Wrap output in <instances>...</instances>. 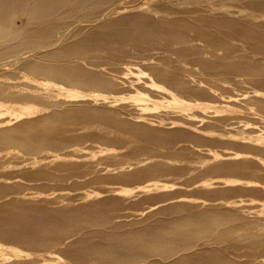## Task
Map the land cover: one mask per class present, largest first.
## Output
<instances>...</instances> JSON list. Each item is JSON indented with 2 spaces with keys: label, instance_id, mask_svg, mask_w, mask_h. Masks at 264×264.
<instances>
[{
  "label": "bare ground",
  "instance_id": "bare-ground-1",
  "mask_svg": "<svg viewBox=\"0 0 264 264\" xmlns=\"http://www.w3.org/2000/svg\"><path fill=\"white\" fill-rule=\"evenodd\" d=\"M126 1L114 8L99 0H0V61H8L0 63V73L15 74L13 80L0 79V239L36 251L61 245L58 252L75 264H145L152 258L157 259L155 264H162L173 257L171 264H219L217 259L224 257L222 248L194 250L190 243L205 234L218 244L227 243L232 231L226 228L227 222L238 218L224 219L218 208L223 206L222 200L214 199L216 208L200 211L205 200L190 195L150 196L153 191L177 187L153 181L171 171L160 161L153 157L135 163L89 161L85 148H71L81 139H64L68 149L60 152L55 148L62 144L56 134L66 123L106 120L129 134L132 142L143 144L133 151L137 153L170 148L180 141L206 145L203 136L216 130L206 122L217 120L219 112L227 113L222 122L229 129L238 127L234 120L240 117L232 116L240 110L249 113L251 105H256L264 113V0H228L237 2L230 4L225 0L199 4L195 0H161V9L135 7L133 3L139 0ZM18 19L24 20L20 26ZM90 19L93 25H89ZM128 43L148 51L145 59L151 78L145 87L154 95L140 94L136 103L120 111L117 106L124 97L116 93L130 87L121 81H106L99 65L86 70L83 60L96 52L118 55ZM22 68L34 77L18 73ZM33 100L56 108L52 114H39L40 109L27 105ZM122 115H133V119ZM145 117L150 124L145 123ZM256 123L253 129L258 134L236 140L235 146L249 144L247 150L234 148L218 154L198 147L203 164H209L205 174L239 176L246 168L243 162L254 158L250 153L264 154V115ZM53 146L56 152H44ZM99 152L110 160L123 158V153L114 150L101 148ZM69 156H76L75 161H83L87 168L82 175H71L77 177L75 181L92 183L106 178L111 184H140L134 189L148 195L144 201L149 207L139 214L116 216L122 199L102 197V192L43 196L34 192L35 186L51 185L56 178L51 172L30 170L39 163L48 165ZM212 184L238 183L217 179L199 185L207 188ZM119 191L106 186L103 193ZM230 192L231 188H224L220 196ZM42 197L57 206L35 202ZM195 201L194 207L186 203ZM154 209H158L156 215L138 227L127 228L122 223H139L138 218ZM132 216L137 221L123 220ZM220 227L226 229L219 231ZM251 239L253 246L264 247L263 238ZM248 263L264 264V255Z\"/></svg>",
  "mask_w": 264,
  "mask_h": 264
},
{
  "label": "rangeland",
  "instance_id": "rangeland-1",
  "mask_svg": "<svg viewBox=\"0 0 264 264\" xmlns=\"http://www.w3.org/2000/svg\"><path fill=\"white\" fill-rule=\"evenodd\" d=\"M99 2H101L102 4L106 3L105 5H103L105 7L115 8L120 4H126L127 1L99 0ZM203 2L204 0H195L196 4ZM158 3L160 4L161 0H158V2L155 3L150 2V0H139L137 2H134L133 4L135 7L143 5L145 7L148 6V8L153 7L161 9L162 6ZM225 3L230 4L237 2L225 0ZM238 3L244 6L243 3ZM87 10L88 13H91L92 11V9ZM84 14V11L81 12L78 18H81V15ZM92 19L88 20V22ZM22 22H24L23 19H18L16 21V24L20 26L22 25ZM93 24V22H89V25ZM148 55V51H146L145 48L138 49L132 43H128L124 48V52H120L115 56H112L105 52L94 53L92 56L87 57L85 60H83V67L89 71L95 68L94 65H99L100 67L97 69H100L101 72H103L101 76L106 81L112 83L121 81L124 82L128 87H130L127 91L120 89L116 93L117 96L124 97L119 100V105L117 106L121 111L122 107H125L130 103H136L137 101L135 98H137L140 94L149 96L154 95V91L152 89L145 87V83L151 78L150 65L145 59L148 57ZM7 62L8 61L6 60L0 61L1 64H5ZM18 65H21V63H18ZM16 66H8V68L12 69ZM133 67L136 68L132 70L131 68ZM127 68H130V70H127ZM17 72L34 77V75L30 74V72L24 68H22L21 70L18 69ZM122 76H125L126 79H121ZM14 78L15 74L10 71L0 73V79L13 80ZM64 86L66 88L74 90L78 89L69 85ZM96 93L101 95H109V93H107L106 91H95L94 94ZM132 96L133 98H131ZM20 104L23 107L26 106V103L23 104V102H21ZM27 105L35 109H40L41 111L39 114L43 115L45 113L52 114V110L56 108L48 106L46 103L39 100H33ZM146 114L153 115L152 112H147ZM219 114L220 115L217 117V120L206 122V124L210 123L211 125L216 126V130L213 131L211 136H203V138L206 140V145H197L192 141H180L175 142L170 148H147L134 153L133 151L135 149L141 148L143 144L132 142L129 134L123 133L120 130L112 127L106 120H93L89 123L63 124L57 132L56 138L60 140L59 143H62L66 138H71L73 140L81 139L79 143L75 144L71 148H85L86 153L84 154L89 156L85 158L89 159V161L102 163L129 161L130 163H135L139 160L149 157H153L156 159V161H160L171 171L168 175H161L160 177H158V179H155L153 181L159 180L160 183L175 184V186L177 187L171 190L168 189L163 191H153L148 194L150 196L159 194H165L167 196L190 195V197L205 200V203L202 204V207L198 205L200 211L216 208L212 204H216L213 201H215L214 199L219 198L218 200H222V203H224L223 206L221 205V207H218L221 208L224 219L229 220L230 217L238 218L237 221L229 220L227 222L226 228L232 229L231 233L227 236V243L218 244L217 241L213 239V237H210L209 234H205L203 236L195 238V240H193V243H190V247L194 250H196L197 248L206 247L222 248L224 257H220L219 259H217V262L219 264H239L241 262H247V264H251L248 262L260 255H264V247H255L251 242L252 236H257L264 239V154L260 155L257 152L250 153V156L254 158L251 159V161L243 162L246 168L245 171L239 176L228 174L210 175L205 174V171L209 167V164H203L204 157L197 154V148L205 147L211 149L213 153L216 152L218 154H224L226 152H230L231 150L235 151L234 148L247 150L248 148L245 146H249V144L245 143L243 144V147H241L240 145L235 146L236 140L237 138H243L245 136L247 137L250 135L258 134V132L253 129V126L257 125V119L260 117V115H264V113H262L256 105H251V112L249 113H245L240 110L236 115H231L232 117H240L234 120L239 122L237 124L238 127H236L235 129L227 128L225 126V123L222 122V119L226 118L227 113L219 112ZM122 117L128 120L133 119V115H127V117L122 115ZM145 119V123L147 125L151 123V121L147 120L146 117ZM252 130L255 132H251ZM262 130H264V128ZM209 140H211L210 144L207 142ZM213 142H215V144H213ZM65 144L67 143H62L60 147H46L47 149L44 152H56L52 150V148L54 147L60 149V152H65L68 149L66 148L68 147V145ZM101 148L121 152L123 153V158L118 160H110L106 155H104V153L99 152ZM68 158V160H57L48 165L39 163L38 166L32 168L30 170L31 172L44 170L48 173L51 172V175L56 178L55 181L49 182L51 183V185L45 184L35 186V189H33L34 192H37V194H39L40 196L52 192H55L56 194H61L62 192L75 193L88 190L94 192H102V197L106 198L108 196L122 199L120 206L117 208L119 210H115L116 216L126 214H139L149 207L150 204L144 201L148 195L144 193H142L141 195L137 194L136 190L134 189L140 184H111L107 182L106 178L98 179L92 183H84L82 182V179L79 181H75L77 177L71 178V175H82L85 173L87 168L83 166V161H75L77 159L76 156H69ZM55 174H57L58 176ZM217 179L236 180L238 184L223 187L212 184L207 188H202L199 185L204 181H207V183H211L215 182ZM251 183H255L256 185L252 186ZM106 186L117 187L120 189V191L114 194L103 193V190L106 188ZM224 188H231V192L226 196H220ZM20 190H23V188H21ZM46 201L47 199L45 197H42L40 200L35 202L41 205L57 206V204L51 205ZM48 201L51 200L49 199ZM186 203H189L190 205H187L192 207L196 206H193L196 201ZM157 211L158 209H154L150 212L145 213V215L138 218L140 219L139 223H122L127 228L138 227L140 226L141 222H144L145 220L156 215L155 213ZM134 219H136L135 216H132L131 218H123V220L127 222L137 221ZM226 228L220 227L219 231L225 230ZM0 246L3 250V252H0V264H75L70 262L66 257L58 252L62 248L61 245L51 247L47 251H36L26 249L17 244L6 243L5 241H2L0 239ZM16 252L26 256H20ZM175 259L176 257H173L167 260L166 263L162 262V264H171ZM156 260V258H152L148 263L145 264H155Z\"/></svg>",
  "mask_w": 264,
  "mask_h": 264
}]
</instances>
